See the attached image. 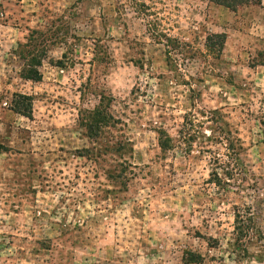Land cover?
Masks as SVG:
<instances>
[{
	"label": "rangeland",
	"instance_id": "374dc122",
	"mask_svg": "<svg viewBox=\"0 0 264 264\" xmlns=\"http://www.w3.org/2000/svg\"><path fill=\"white\" fill-rule=\"evenodd\" d=\"M193 108L228 141L161 150ZM0 264H264V5L0 0Z\"/></svg>",
	"mask_w": 264,
	"mask_h": 264
},
{
	"label": "trees",
	"instance_id": "16d2710c",
	"mask_svg": "<svg viewBox=\"0 0 264 264\" xmlns=\"http://www.w3.org/2000/svg\"><path fill=\"white\" fill-rule=\"evenodd\" d=\"M210 2L214 3L215 5H219V6H223L231 11H236L238 8L242 7V6H262L264 5V0H210ZM159 37H162L161 35H155L152 34V39H154L156 42H160L159 41ZM166 43H170L169 40H166ZM225 43V37L221 34H216V35H211L208 36L206 38V48H207V52L208 55L210 56H214V58L216 57V55H221V52L223 50V46ZM167 45V44H166ZM178 46H182L180 43L177 42ZM169 46V44H168ZM167 46V47H168ZM185 46V45H184ZM185 54H188V52H184ZM174 69H176L175 67H173ZM26 78L32 80V81H39L40 80V75L39 74H31V75H26ZM189 87V85H187ZM190 92V96L188 97V100L191 102V107L194 106V100L196 99V97L194 96V91L193 90H189ZM29 101L30 99H28L26 96L23 95H18L16 101H14L15 106L13 108V111L17 114L23 115V116H27L30 113V105H29ZM105 111V107L102 105H98L96 106V108L89 112V115L92 118V124H90L87 128V130L90 129L94 130L95 133H100V131L102 130V128L106 127L109 125L110 121H111V116L109 113H104ZM194 108L192 111L186 113L183 115L182 119V124L180 125V128L177 132V137H171L167 134V132L162 129V128H158L157 130H154V133L156 134V140L158 142V146L161 150L163 151H169L171 149H174V147H178L180 148L182 147H186V149H184L185 151H189L191 150L192 147V143L193 140L195 139V137H197V135L200 134V132L198 133L196 130H200V128H202V126L204 125H208L206 126L209 129H215L216 131H218L220 138H215L216 141H220V139H226V141H228V138H224L228 132H226V130L223 128L221 121L219 120V118L221 117V114L218 111H212V112H198L197 114H195L194 112ZM199 117V119H198ZM96 119V120H95ZM205 119V120H203ZM119 122V120H118ZM117 123V122H116ZM207 123V124H206ZM115 124V123H114ZM101 134V133H100ZM202 134V132H201ZM128 143H119L117 144V148L116 145L112 146V147H108L105 148L103 151L106 152L107 150H114L117 149L120 152V156L124 155L122 153L124 152H129L130 148L126 147L128 146ZM232 145V142L229 144V146ZM124 151V152H123ZM116 152V150L114 151V153ZM214 177V178H213ZM212 177V181L214 183H219V177L216 173L213 174ZM124 182V180H123ZM124 185V183H123ZM235 221L237 223L238 222H242V219L240 216L235 215ZM235 232H238V238H236L235 244H234V248H239V246H237V244H239L241 241V239L243 238L242 236V232L240 230L237 229Z\"/></svg>",
	"mask_w": 264,
	"mask_h": 264
}]
</instances>
